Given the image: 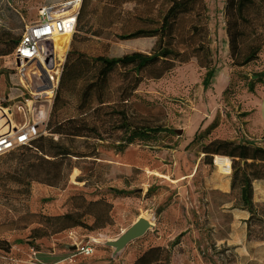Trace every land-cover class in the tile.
Returning a JSON list of instances; mask_svg holds the SVG:
<instances>
[{
	"label": "rangeland",
	"instance_id": "rangeland-1",
	"mask_svg": "<svg viewBox=\"0 0 264 264\" xmlns=\"http://www.w3.org/2000/svg\"><path fill=\"white\" fill-rule=\"evenodd\" d=\"M5 2L0 0V31L9 21L7 11H3ZM43 2L14 0L15 12L23 16V30L39 18ZM168 4L169 0H94L91 22L98 35L74 30L68 36L65 56L71 43L90 56L153 51L156 37L121 40L117 35L143 25V19L153 25L150 22L158 19ZM205 6L213 65L209 85L203 87L205 69L193 59L176 64L159 78L143 79L135 91L136 98L163 108V113L147 111L165 128L163 131L148 141L136 140L122 148L112 140L99 141L96 157L76 160L63 188L31 186L28 207L44 214L64 212L67 198L74 193L111 202V224L94 231L73 227L78 235L117 239L143 213L153 220V226L143 235L131 239L114 254L113 247L95 242V254H78L72 261L67 259L68 264H129L147 246L174 241L178 243L173 249V264H264L263 188H257L259 219L254 218L255 223L247 228L239 224L237 215L219 206L211 207L204 195L207 183L217 180V171L205 156L206 151L219 148L216 142L263 147L255 111L264 87V0H205ZM18 77L10 53L0 55L1 106L17 103L8 99L22 90ZM34 103H43L41 107L46 108L37 128L38 134L45 135L52 99L46 101L43 97ZM14 112L15 121H24ZM27 118L33 121L31 114ZM176 129L182 132L178 134ZM230 158L237 170L241 161L237 156ZM116 190L126 193L118 194ZM67 231L35 243L41 252L51 254L55 252L50 247L53 243V248L67 247L71 241ZM27 234L25 229L4 236L13 246ZM64 254L56 251L44 258L60 260Z\"/></svg>",
	"mask_w": 264,
	"mask_h": 264
},
{
	"label": "trees",
	"instance_id": "trees-1",
	"mask_svg": "<svg viewBox=\"0 0 264 264\" xmlns=\"http://www.w3.org/2000/svg\"><path fill=\"white\" fill-rule=\"evenodd\" d=\"M93 1H80L76 32L98 35L91 22ZM3 11H7L9 21L0 31V55H7L17 45L24 21L21 12H15L14 0H6ZM206 18L205 0H169L158 19L150 22L153 25L143 19V25L124 29L117 35L121 40L156 37L153 51L90 56L71 43L52 98L47 134H38L29 143L0 155V264H15L10 255L13 243L4 236L8 232L27 229L26 238L20 241L38 249L37 239L63 230L83 227L94 231L111 224V202L78 193L67 198L65 210L60 214L29 209L31 184L63 188L76 160L96 157L97 142L112 140L122 148L136 140L148 141L163 131L165 128L147 115L148 110L163 113V108L138 101L135 91L143 79L159 78L176 64L190 59L205 69L201 81L203 87L209 85L213 65ZM216 143L217 150L205 153L210 163V153H226L241 161L232 184L240 188L241 208L248 213L247 228L255 223L254 218L259 219L252 182L264 179V148L226 141ZM177 243L147 246L131 264H171Z\"/></svg>",
	"mask_w": 264,
	"mask_h": 264
},
{
	"label": "built area",
	"instance_id": "built-area-1",
	"mask_svg": "<svg viewBox=\"0 0 264 264\" xmlns=\"http://www.w3.org/2000/svg\"><path fill=\"white\" fill-rule=\"evenodd\" d=\"M80 1L68 0L69 13L59 17L50 14L49 9L41 7L39 18L34 23L25 26L17 45L10 53L19 74L18 84L22 90L8 99L9 101L17 100V103L14 101L9 106L0 105V155L29 143L38 135L37 128L45 117L46 108H43L41 121H32L27 117L32 115V103L43 97L47 101L53 98L62 67L58 69L57 74L47 73L43 61L50 60L53 49L58 48L63 38L73 32ZM31 73L33 82L30 81ZM23 79L32 83L33 93L24 85ZM48 89L51 92L49 100L46 97ZM15 110L24 118V121H15ZM211 163L220 174L230 175L234 169L233 160L223 154L213 155ZM67 232L71 240L69 242L70 249L74 252L73 255L91 256L95 253L97 242L95 243L91 236L78 235L75 228H70ZM42 264H56V262Z\"/></svg>",
	"mask_w": 264,
	"mask_h": 264
},
{
	"label": "crops",
	"instance_id": "crops-1",
	"mask_svg": "<svg viewBox=\"0 0 264 264\" xmlns=\"http://www.w3.org/2000/svg\"><path fill=\"white\" fill-rule=\"evenodd\" d=\"M255 119L259 125V132L261 133L260 135L263 136V138L261 139V143L263 144V148H264V87L262 91L260 92L259 103L255 111ZM235 144H238V143H235ZM215 154L216 153H210L211 156ZM232 157H235V156H232ZM237 170L232 172L230 175H224V174H220L219 172H217V176H216L217 180L215 182L210 181L207 183V192L204 195L205 196L207 195V198L205 197V200L209 202V205L211 207L219 206L220 208L226 209L225 212L233 214V215H237L239 217V224L245 227V219L248 217V213L244 209L241 208L242 203L240 199L239 186L237 184L235 185L232 184V178ZM192 172H194V170ZM192 178L193 177L191 176L189 180H191ZM34 185H39V186L34 187ZM252 185H253V203H254V206L257 207L256 203L258 202V199H257V193H258L257 188L258 187L263 188V191L261 194L262 196L261 202L264 203V179H255L252 182ZM31 186L33 188L43 186V188L41 189H44V187L45 189L46 187L51 188V186L43 185L37 182H33ZM37 243H40V242L38 241ZM53 245L50 246L52 248V251H55V252L60 251V252L65 253L64 255L61 256V258L63 257V259L59 260L56 258L53 260H47L44 258V256H49V255L51 256L55 252H49L51 254H45L41 252L39 248L34 249L31 246H29L26 242L15 243V245L12 246L11 251H10L11 259L16 264H42L44 262H56V264H62V262H65L67 259L72 261L73 257L78 255V254L73 255L74 252H73V249H70V242H67L66 248H64V246L62 245H59L53 248L54 247ZM161 245H167V244L161 243ZM134 258H135V255L132 257L129 264L132 263ZM173 258H174V255L172 256L171 264H173ZM68 260L65 263L67 264L70 263Z\"/></svg>",
	"mask_w": 264,
	"mask_h": 264
},
{
	"label": "bare ground",
	"instance_id": "bare-ground-1",
	"mask_svg": "<svg viewBox=\"0 0 264 264\" xmlns=\"http://www.w3.org/2000/svg\"><path fill=\"white\" fill-rule=\"evenodd\" d=\"M67 3H68V0H44L42 7L44 9H49L50 14H53L54 16L59 17V16H64V15L69 13V7L67 6ZM67 42H68V37L66 40V46H67ZM66 46H65V48H66ZM65 48H64V38H63L61 45L59 44L58 48L53 49L50 60H48L47 62L43 61L44 66L47 70L46 71L47 73H50V72L54 73V74L58 73V69L62 66L63 61H64ZM30 81L31 82L34 81L32 73H31ZM23 82H24V85L26 87H28L29 90L33 93L34 91L32 89V83L27 82L24 79H23ZM47 93H48V95L46 97L49 100V97L51 96V92L49 89L46 90V94ZM43 105H44L43 103H32V106H33L32 107V117H33L34 121H41V116L43 115V108H44L41 106H43ZM235 170L236 169L234 168L232 172H234ZM140 216L144 217L148 221L149 228H151L153 226V220L149 216L144 215V213ZM92 240L97 242V243H103V244L110 245L116 239H110L108 237H105V238H94V237H92Z\"/></svg>",
	"mask_w": 264,
	"mask_h": 264
},
{
	"label": "water",
	"instance_id": "water-1",
	"mask_svg": "<svg viewBox=\"0 0 264 264\" xmlns=\"http://www.w3.org/2000/svg\"><path fill=\"white\" fill-rule=\"evenodd\" d=\"M67 37H64V48L66 46ZM178 134L181 129L175 130ZM149 229V223L144 217H139L119 238H117L109 246L113 247V254L121 249L128 241L143 235Z\"/></svg>",
	"mask_w": 264,
	"mask_h": 264
}]
</instances>
